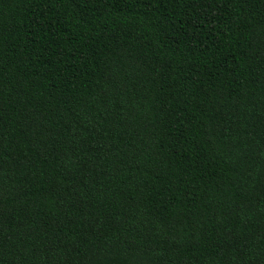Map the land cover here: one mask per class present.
Here are the masks:
<instances>
[{
	"label": "trees",
	"instance_id": "trees-1",
	"mask_svg": "<svg viewBox=\"0 0 264 264\" xmlns=\"http://www.w3.org/2000/svg\"><path fill=\"white\" fill-rule=\"evenodd\" d=\"M0 264H264V0H0Z\"/></svg>",
	"mask_w": 264,
	"mask_h": 264
}]
</instances>
